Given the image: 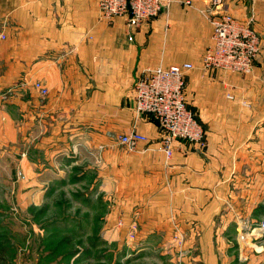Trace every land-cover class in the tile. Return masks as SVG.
I'll return each mask as SVG.
<instances>
[{"label": "crops", "instance_id": "obj_1", "mask_svg": "<svg viewBox=\"0 0 264 264\" xmlns=\"http://www.w3.org/2000/svg\"><path fill=\"white\" fill-rule=\"evenodd\" d=\"M223 9L251 21L261 39L250 75L206 73L207 45L182 48L188 33L212 35L207 22L192 21L195 11L182 14L164 52L157 21L130 40L125 19L103 18L97 0H0V145L22 143L29 179L44 176L42 163L68 162L77 177L118 180L121 209L138 218L137 241L168 244L152 264H264V248L245 251L237 237L239 219H264V0H224ZM188 61L195 69L186 99L207 144L174 142L166 159L158 124L136 120L133 86L151 66ZM37 80L47 96L34 88ZM136 124L149 143L131 153L110 134Z\"/></svg>", "mask_w": 264, "mask_h": 264}, {"label": "rangeland", "instance_id": "obj_2", "mask_svg": "<svg viewBox=\"0 0 264 264\" xmlns=\"http://www.w3.org/2000/svg\"><path fill=\"white\" fill-rule=\"evenodd\" d=\"M188 1L191 4H187ZM201 2L202 6L192 0H174L151 21H157L160 26L164 52L170 32L189 10L199 13L197 20L192 21L207 22L212 34L208 5L205 0ZM175 8L181 11L179 16L173 12ZM187 18L186 21L191 17ZM212 36L200 28L197 35L183 36L182 48L195 50L194 43L206 44L208 48ZM110 136L114 140L112 133ZM14 146L0 145V264H152V257L169 250L168 244L137 241L138 218L134 214L130 218L133 212L121 209L116 196L118 180L112 179L110 185H104L103 180L87 177L91 173L77 177L74 165L68 166V162H64L63 167L42 163L44 176L29 179L22 167L24 147L21 142ZM161 148L160 142L158 150L164 154ZM32 155L44 160V153L35 151ZM261 204L264 205L262 200ZM250 220L255 224L264 222L262 218ZM122 231L126 232L127 239L123 238ZM248 231L245 226L242 229L237 225V236L246 235ZM248 236L239 247H244L245 251L264 248V233L251 237V241ZM176 245L181 250L183 244ZM179 249H174V253H180Z\"/></svg>", "mask_w": 264, "mask_h": 264}, {"label": "built area", "instance_id": "obj_3", "mask_svg": "<svg viewBox=\"0 0 264 264\" xmlns=\"http://www.w3.org/2000/svg\"><path fill=\"white\" fill-rule=\"evenodd\" d=\"M252 1V0H251ZM174 0H97L98 10L108 20L124 18L127 28L132 31L155 20ZM187 4H191L186 2ZM207 14L212 25L211 45L206 49L201 68L213 73L225 71L238 75L253 72L254 62L261 51V39L252 27L251 21L239 20L223 9L224 0H205ZM2 38H5L3 35ZM195 69L192 63L174 64L169 67L158 65L147 68L133 86L134 115L137 122L145 117L152 118L161 130V150L167 159L173 155L174 142H187L201 147L206 145L203 126L196 114L189 109L186 99V78ZM34 88L42 96L48 95V88L40 81ZM227 98L234 100L231 95ZM138 124V123H137ZM137 124L129 132L113 135L114 140L131 152H138L149 138L140 132ZM262 203L264 204V195ZM248 234L237 237L245 242L250 237L264 233V222L255 224L249 220H238ZM248 244V242H247Z\"/></svg>", "mask_w": 264, "mask_h": 264}]
</instances>
